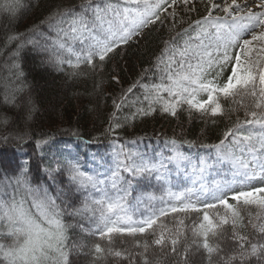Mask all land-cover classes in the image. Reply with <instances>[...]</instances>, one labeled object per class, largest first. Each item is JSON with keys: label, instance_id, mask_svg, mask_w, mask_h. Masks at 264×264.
Returning <instances> with one entry per match:
<instances>
[{"label": "snow or ice", "instance_id": "snow-or-ice-1", "mask_svg": "<svg viewBox=\"0 0 264 264\" xmlns=\"http://www.w3.org/2000/svg\"><path fill=\"white\" fill-rule=\"evenodd\" d=\"M197 3L204 14L192 19ZM21 6L22 0H0V15L14 19ZM157 25L166 31L159 51L113 100L101 133L112 137V162L103 172L86 170L79 151L58 150L49 158L54 135L37 136L0 113V128L6 129L0 145L23 151L32 144L47 181L33 182L31 159L0 160V264H73V251L91 257L89 264H190V254L200 264H264V0L251 6L248 0L57 4L29 29L43 44L21 33L5 37L3 101L21 107L17 98L28 85L19 61L27 45L46 54L42 63L75 78L85 74L82 67L102 70L118 50ZM111 80L121 82L116 75ZM23 105L27 125L36 108L30 97ZM125 107L135 110L121 117ZM181 111L213 125L227 121L216 142L200 143L214 154L211 161L202 156L194 163L182 150L195 147V140L167 138L169 154L150 156L129 147L137 139L121 143L117 136V129L137 118L156 112L178 117ZM68 131L77 148L100 143L98 136L85 139L76 129ZM224 165L231 179L205 182L211 168ZM174 172L190 176L193 186L174 191ZM133 181H155L162 195L132 198ZM170 215L172 227L165 222ZM77 228L94 241L71 237ZM125 238L132 245L118 246L117 241L126 245Z\"/></svg>", "mask_w": 264, "mask_h": 264}, {"label": "trees", "instance_id": "trees-1", "mask_svg": "<svg viewBox=\"0 0 264 264\" xmlns=\"http://www.w3.org/2000/svg\"><path fill=\"white\" fill-rule=\"evenodd\" d=\"M78 2L79 0H22V6L14 19L0 15V47L3 46L7 35L15 33L25 34L24 39L32 37L43 44V39L39 36L33 37L29 29L39 24L55 5ZM197 9V12L190 14L192 19L204 14L203 6H197ZM43 30L47 34V28L45 27ZM165 36L166 31L160 29L158 25L156 28L148 29L138 43H130L118 50L102 70L98 69L96 73H91L87 67H82L81 72L85 74L75 78H69L66 75L67 69L62 72L52 65L42 63L46 54L27 45L22 50L19 61L24 73L23 80L28 85L25 92L17 98V103L21 107L16 108L11 104L4 103L2 95L4 89L0 87V113L11 117L19 128H30L37 136L41 133L54 135V141L46 153L49 158L54 152L59 154L58 150L73 153L79 151L81 165L86 170H94L97 167L100 170L105 163L109 165L112 162L109 145V140L112 137L101 135V133L108 127L109 116L114 110L113 100L118 99L121 90L127 88L143 68L148 67L154 54L161 47V38ZM14 47V44L10 45V48ZM3 63L4 57H0V64ZM113 75L120 77V84L111 80ZM98 84L99 87H97ZM139 94L140 90H136V95ZM29 97L36 111L32 120L25 125L22 109L23 102ZM134 110V108L125 107L118 115L122 117ZM226 126V120H218L213 125L211 122L206 123L198 114H193L189 118L188 113L183 111L178 114V117H170L156 112L151 116L137 118L125 124L124 127L117 129V136L121 143L137 139V145H129V147H138L140 151L150 155L157 147L162 146L167 138L172 137L197 141L196 146L193 147L195 149L200 147L201 142L214 143ZM72 129L78 130L85 139L98 136L100 143L90 146L81 145L77 148V142L68 131ZM5 131L6 129L0 128V135ZM150 142H154L155 145L150 146ZM65 145L68 147L65 148ZM93 156L99 159V166L92 163ZM101 156L104 157L103 160L100 159ZM21 159H31L34 183L47 182L46 177L39 170L40 158L33 152L32 144L27 145L23 151H15L11 144L7 147L0 145V160H11L15 164ZM144 182L133 181V189L138 188L142 194L145 193L142 190ZM131 196H134L133 193ZM165 222L170 227L174 226L172 215L165 218ZM69 234L74 239L84 240L87 244H91L95 239L81 233L79 228L70 231ZM188 236L190 241V232ZM125 239L126 244L132 240V238ZM117 244L121 247L127 246L119 245V241ZM90 259L91 257L75 251L70 255L73 264H89ZM110 264H115V262H110ZM190 264H200V257L190 254Z\"/></svg>", "mask_w": 264, "mask_h": 264}, {"label": "rangeland", "instance_id": "rangeland-1", "mask_svg": "<svg viewBox=\"0 0 264 264\" xmlns=\"http://www.w3.org/2000/svg\"><path fill=\"white\" fill-rule=\"evenodd\" d=\"M248 3H249V5L251 6V4H252V0H248ZM199 7V6H202L201 4H199V3H197V5H196V7ZM203 156H205V155H203ZM191 159H192V161L193 162H195V156H192L191 157ZM94 161H95V163H97L98 162V160L97 159H94ZM176 177V176H175ZM185 181L184 182H187L188 181V179L187 178H185L184 179ZM174 185V184H173ZM174 188H175V185H174ZM186 225H188L189 227L191 226V221L190 220H186ZM127 246H131L132 245V240L128 243V244H126Z\"/></svg>", "mask_w": 264, "mask_h": 264}, {"label": "bare ground", "instance_id": "bare-ground-1", "mask_svg": "<svg viewBox=\"0 0 264 264\" xmlns=\"http://www.w3.org/2000/svg\"><path fill=\"white\" fill-rule=\"evenodd\" d=\"M150 146H154L155 144H154V142H150V144H149ZM163 149H167V147H166V145L165 144H162V146H160V147H157V149L156 150H158V151H162Z\"/></svg>", "mask_w": 264, "mask_h": 264}]
</instances>
